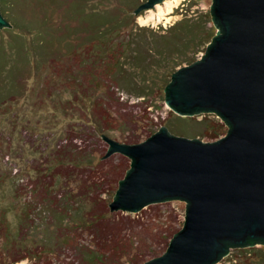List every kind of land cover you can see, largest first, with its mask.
Here are the masks:
<instances>
[{"label": "rangeland", "instance_id": "374dc122", "mask_svg": "<svg viewBox=\"0 0 264 264\" xmlns=\"http://www.w3.org/2000/svg\"><path fill=\"white\" fill-rule=\"evenodd\" d=\"M118 1H26V10L62 8L41 40L17 31L19 49L0 29V264H146L183 228L186 202L112 210L131 159L107 155L104 138L170 126L210 142L229 132L216 113H176L164 91L177 68L205 55L211 42L195 49L190 39L194 23L213 24V0H162L135 15L146 0H122L127 14ZM182 20L177 37L166 34ZM176 115L206 126L173 131ZM215 264H264V244L231 248Z\"/></svg>", "mask_w": 264, "mask_h": 264}, {"label": "water", "instance_id": "95a60500", "mask_svg": "<svg viewBox=\"0 0 264 264\" xmlns=\"http://www.w3.org/2000/svg\"><path fill=\"white\" fill-rule=\"evenodd\" d=\"M161 1L146 0L133 14ZM211 15L220 32L164 91L180 115L216 113L227 135L204 142L169 126L149 138H104L107 155L131 159L112 210L186 202L183 228L146 264H215L231 248L264 244V0H213ZM9 26L0 6V29Z\"/></svg>", "mask_w": 264, "mask_h": 264}, {"label": "trees", "instance_id": "16d2710c", "mask_svg": "<svg viewBox=\"0 0 264 264\" xmlns=\"http://www.w3.org/2000/svg\"><path fill=\"white\" fill-rule=\"evenodd\" d=\"M26 1H28L27 2L28 5H30L31 2L32 3L34 2V0H0L2 15L4 16V18L7 20V22L10 25L9 27H5L2 29H4V31H6L8 36L10 37L9 41H10L11 48H13V49H16V48L19 49L21 46V44L19 42H17L16 38H15L18 36V34H16L17 31H21V29H24L27 32V35H34L35 34L37 36V39L41 40L39 33L42 34L40 31H43L44 28L46 30L48 29V28H46L47 20H48V18H50L52 10L55 11V10H60L62 8V6H57L56 9H53L52 7H50V5L46 4V2H44L43 4L42 3L35 4L34 7H28L27 8L28 10H26V8L23 7L24 4H26ZM121 1H118L117 9H119L122 13L125 12V14H127V12H129L128 10H130V7L126 3L125 7L121 8ZM2 8H3V10H2ZM31 8L34 11V14H33V16L30 14L31 18L27 19V18H25V14L24 13L22 14V10H23V12L27 11L28 17H29V12L31 13V10H30ZM133 12H134V10H133ZM18 16H19V18L23 17V18H21L22 22H20V23H18V21H19ZM112 17H114V16H112ZM115 19H119V18L116 17ZM187 23H188L187 21H183V20L177 22L176 25H174L169 30H167L168 32L166 34H170V36H172L171 34L173 33V35H174V33H176L175 31H179L180 28L186 27ZM213 24L212 23H209L207 25L203 24V26H202V24H195V23L193 24V26H192V34L193 35H192V38L191 39L189 38V39H190V43L193 44L195 49L198 48V44L211 42V40L213 39V37L215 36V34L217 32V28ZM118 25H119V23H118ZM122 25L123 24L117 26L116 29L120 28ZM202 33L204 34L203 36H202ZM190 34H191V31H190ZM174 37H177V36L174 35ZM185 46L188 47L189 45L186 44ZM168 54L171 57L173 55L171 53H168ZM166 55H167V53H163L161 51L160 54L158 55V57H162L161 60H164L163 58H167ZM174 123L177 125H176V127H174L176 129H174L173 131H178V129H179L178 127H180L182 125H185V127L190 126L193 129H197L198 127H201V126L202 127L206 126V122L198 123L196 121L191 120V118L180 117L177 115L175 116Z\"/></svg>", "mask_w": 264, "mask_h": 264}, {"label": "bare ground", "instance_id": "6f19581e", "mask_svg": "<svg viewBox=\"0 0 264 264\" xmlns=\"http://www.w3.org/2000/svg\"><path fill=\"white\" fill-rule=\"evenodd\" d=\"M167 7V6H166ZM141 21V20H140ZM114 230V229H113Z\"/></svg>", "mask_w": 264, "mask_h": 264}]
</instances>
